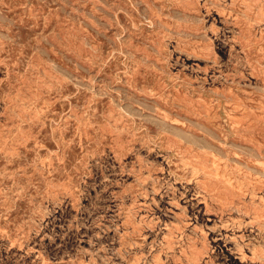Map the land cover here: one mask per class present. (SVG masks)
<instances>
[{
    "label": "rangeland",
    "instance_id": "374dc122",
    "mask_svg": "<svg viewBox=\"0 0 264 264\" xmlns=\"http://www.w3.org/2000/svg\"><path fill=\"white\" fill-rule=\"evenodd\" d=\"M0 264H264V0H0Z\"/></svg>",
    "mask_w": 264,
    "mask_h": 264
}]
</instances>
